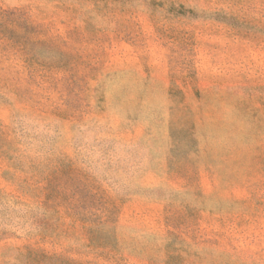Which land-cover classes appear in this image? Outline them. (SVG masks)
I'll use <instances>...</instances> for the list:
<instances>
[{
    "label": "rangeland",
    "instance_id": "rangeland-1",
    "mask_svg": "<svg viewBox=\"0 0 264 264\" xmlns=\"http://www.w3.org/2000/svg\"><path fill=\"white\" fill-rule=\"evenodd\" d=\"M0 264H264V0H0Z\"/></svg>",
    "mask_w": 264,
    "mask_h": 264
}]
</instances>
